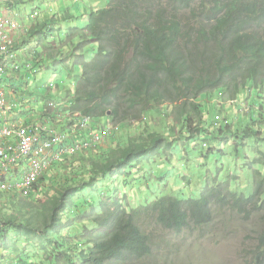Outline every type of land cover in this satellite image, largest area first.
Returning a JSON list of instances; mask_svg holds the SVG:
<instances>
[{
    "label": "trees",
    "instance_id": "1",
    "mask_svg": "<svg viewBox=\"0 0 264 264\" xmlns=\"http://www.w3.org/2000/svg\"><path fill=\"white\" fill-rule=\"evenodd\" d=\"M25 2L14 0L9 7ZM84 11L87 20L79 12L46 15L17 30L10 47L15 58L1 78L8 101L13 102L12 93L20 98L17 80L28 83L41 71L79 61L81 73L71 84L66 114L79 112L95 120L98 130L134 122L138 129L146 128V136H127L120 143L112 130L111 147L93 145L63 157L71 158L64 162L70 166H64V181L50 189L53 198L41 203L32 192L21 194L25 200H11L10 208L0 213V249L12 257L23 253L24 264H129L154 256L152 240L139 226L142 221L147 226L155 220L164 230L181 233L210 226L218 208L247 215L260 211L264 219L261 170L254 172L249 194L230 192L226 184L205 186L191 198L162 195L148 208L132 212L119 193L121 185L130 186L154 159L164 169L173 164L168 156L184 147L183 157L192 159L195 149L190 146L199 141L203 160L224 153L229 137L237 154L251 140L263 142L264 0H111L106 8L87 5ZM80 19L86 21L84 28L76 25ZM88 53L93 55L90 62L84 61ZM61 83L56 82L58 88ZM201 98L207 105L199 103ZM11 111L16 119L18 108ZM154 115L162 117L160 129L150 132ZM46 117L57 119L48 113L38 120L53 127ZM259 161L263 167L264 158ZM45 179L46 185L50 180ZM85 231H91L93 243ZM9 236L15 246L11 251ZM247 264H264V231Z\"/></svg>",
    "mask_w": 264,
    "mask_h": 264
},
{
    "label": "rangeland",
    "instance_id": "2",
    "mask_svg": "<svg viewBox=\"0 0 264 264\" xmlns=\"http://www.w3.org/2000/svg\"><path fill=\"white\" fill-rule=\"evenodd\" d=\"M12 1L14 0H0V13L2 17L12 19L13 24L10 28L21 31L32 25L33 21L30 19L33 18L32 14L35 9L39 11L44 10V8L53 9L52 14H38L35 20H44L46 15H51V17L63 16L67 12H79L83 20H87L88 15L84 13L87 5L93 9H99L106 8L111 3V0H26L22 5L15 4V7L11 8L9 4ZM18 20L24 25L20 24ZM18 25L21 27H18ZM76 25L84 28L86 22L80 19L76 22ZM77 42L75 40V43ZM51 45L55 46V43L52 42ZM86 56L84 61L90 62L93 55L90 56L88 53ZM76 63L69 60L66 64H60L58 69L50 68L49 70L41 71L38 77H33L28 83L27 80H17L20 98L18 95H13V93V97L11 98L13 102L19 103L18 117L12 119V123L20 119L25 123H38L41 127L46 128L45 126H48L46 125L47 122L38 119L42 118L43 115L47 116L48 113L50 115L54 114L57 119L51 122L50 118L46 117L45 121L52 123L53 127L50 129L56 131L54 135L65 134L66 138L55 144L50 150H46L45 153L38 154L39 149L44 145L45 141L52 138L48 137L47 134H41L40 142L32 147L31 154L14 159L13 164L8 168L0 167V213L5 208H10L11 200L22 199L21 192H18L15 188H12L9 194L5 193L11 188V184L14 181L19 180L21 177L27 178L33 173L34 171H29L34 170L36 163L46 161L49 163L48 169H51L47 176L42 177L41 175L47 170L43 172L29 189V192L33 193L34 198H38L41 203H44L47 197L53 198V192L50 191L53 188L52 186L61 184L67 176L64 166L69 167L70 163L65 164L64 162L71 158L64 160L62 158H65L66 155H73L71 154V150L77 146L79 147L75 155L86 151L80 146L83 144V141L76 139L78 135L70 127L71 123H68L67 117H69V114H66L67 109H63L68 105V96H72L73 93L71 84L76 81L81 73V66ZM70 69H72V73ZM65 81L66 86L64 87ZM56 82H62L59 88ZM17 96L18 99L15 98ZM228 98L227 95L226 99ZM234 101L238 102L237 100ZM224 102L222 103L226 108L224 113L227 114L230 102L228 100ZM199 103L207 105L208 102L206 99L201 98L199 99ZM246 103L251 104L252 101L249 100ZM242 104L245 105V102H242ZM243 109V111H248L249 108L246 109L245 106ZM255 109L258 112V108ZM108 115L110 116V113ZM161 118L154 115V118L150 120V132L158 127V121ZM36 119L37 121H35ZM104 121L106 123V120H102L100 123L104 124ZM259 123L264 129V120ZM0 124L2 123L0 122ZM130 124L132 125H127L125 128H119L116 124H107V126L113 131L117 130L118 134L116 138L120 143H124L127 136L142 137V133L144 134L146 130L145 127L138 129V125L134 124V122ZM98 127L100 126L96 125L97 130ZM80 131L81 129L79 128L76 130L78 133ZM99 131L102 132L103 130ZM146 133L147 131L145 132V136ZM84 134H88V132ZM261 137L263 142L258 143L255 140H251L244 147L241 154H237L235 149L237 145L233 144L231 142L232 137H229L227 138L228 142L226 143L224 153L221 152L217 156L211 154L205 160L200 159L202 153H205L203 147L200 145V141L190 146V148L194 147L195 149V152L192 153L194 156L192 159L188 155L183 157L185 147L184 149L181 148L179 154L168 156L173 164L169 167L165 166L164 169L158 167L161 163H164L159 159H154L141 169L139 177L133 180L130 186L124 184L120 186V199L126 198L128 210L137 212L142 207L148 208L162 195L165 197L188 199L203 192L205 186L212 187L226 184L230 192L249 194L255 184L254 172L261 170L264 174V166L262 167V161H259L264 158V135H261ZM12 139L14 147L16 142L18 143L19 138L12 136ZM108 139L109 137L103 141L101 138V143L96 144V147H105L104 149L111 147ZM187 148H189L188 145H186ZM207 148L208 146L204 149L206 150ZM195 158L198 161H195ZM258 162H261V164H258ZM87 164L89 163L87 162ZM156 167L157 169L155 170ZM15 170L18 171L16 172ZM163 172L166 173V177H162ZM43 178H48L45 180H50L52 183L50 184V181H47L45 185L41 181ZM107 192L109 191L107 190L104 193L107 194ZM76 222H82L80 216L76 218ZM139 226L151 238L154 256L144 261L133 259L129 264H247L253 258V254L257 249L258 238L264 231V219L263 212L260 211L247 215L246 213L241 214L231 208H218L215 210L213 223L201 230L190 229L176 233L164 230L156 224L155 220L149 221L147 226L142 221V223H139ZM83 234L87 235V241L93 243L94 239L91 231H85ZM10 238L9 236L8 239L10 240ZM8 243L11 245V251L15 246L11 240ZM17 246L21 247L20 244ZM27 250L28 253H33L31 248L27 247ZM12 256L6 254L3 249H0V264H24L22 262L24 260L28 262L26 258H23L24 255L21 252L15 254L14 257Z\"/></svg>",
    "mask_w": 264,
    "mask_h": 264
},
{
    "label": "bare ground",
    "instance_id": "3",
    "mask_svg": "<svg viewBox=\"0 0 264 264\" xmlns=\"http://www.w3.org/2000/svg\"><path fill=\"white\" fill-rule=\"evenodd\" d=\"M1 15L2 14L0 13V46L3 48L2 44L3 43L5 44V41H6V39L4 38V33L6 31L7 32L9 31V33H11L13 28H10V27L12 26L13 21L10 18L2 17ZM3 57H4L3 51H2V49H0V58H3ZM3 88H5V87L3 86ZM4 92H5V89H4ZM5 99H6V108L5 107L0 108V115L3 117V120H7V122H4V123H2V125H0V127H4V130L1 133V136L3 139H5L4 140L5 142H3V141L2 142H3V144H6V145H8V144L13 145L12 137L6 133L8 131H11L14 133L20 132L21 135L19 137L18 143L16 142V145L14 146V148L9 150L8 152L0 153V155H3V154L8 155V154H11L14 152H18V150H16V149L19 146V143L21 141H23L25 139L26 135L30 132V130H31L30 125L38 124V123H25L23 121H15L12 123L13 116H12L11 110L17 109L19 104L15 103V102L8 101V97L6 96V94H5ZM68 114H69V117H67L68 123H71L70 127H73L74 133L76 132V130L78 128L81 129L79 134H78V132L76 134L80 135L82 138L80 137L81 138L80 140L77 138L76 139L79 141L83 140V144L80 145V146H82L83 150H87L91 146L96 145L98 143H101V138L103 139V141H105L108 138V136L110 135V133L112 132L111 128H108V130H103L102 132H100L99 130H96L93 126L94 125L93 122L95 120H93L89 117L83 116L79 112H72V113H68ZM74 121H76V122H74ZM85 132H88V134H84ZM84 135H88V138H84ZM39 137H41V136H39ZM88 140H89V142H88ZM19 169H21V168L19 167ZM49 169H47L48 172H49ZM31 171H34V170H30L29 172H31ZM46 172L43 173L41 176L44 177ZM38 175H39V172L38 173L35 172L33 177H30V178L21 177L19 180L14 181L11 184L12 186L10 189H8L7 192H9L12 188H15L16 190H18V192H21V194L26 193L27 192L26 185H28V183H31V185H32L34 183V180H35L33 178H36ZM4 184H6V183H4Z\"/></svg>",
    "mask_w": 264,
    "mask_h": 264
},
{
    "label": "built area",
    "instance_id": "4",
    "mask_svg": "<svg viewBox=\"0 0 264 264\" xmlns=\"http://www.w3.org/2000/svg\"><path fill=\"white\" fill-rule=\"evenodd\" d=\"M11 34L9 33V31L4 33V38L6 39L5 44L3 43V48L0 46V49H2L4 57L0 58V108L5 107L6 108V99H5V92H4V88L3 85L1 84V78L5 75V71H6V67L7 64L9 62H11L12 59L15 58V55L13 54V49L11 50V46H12V37H10ZM11 38V39H10ZM0 122L4 123L7 122V120H3V117L0 115ZM41 127V125L39 124H34V125H30V132L26 135L25 139L23 141L20 142V146L16 149L18 150V152H14L11 154H3L0 155V167L2 168H8L10 167L13 162L14 159L20 158L23 155H29L31 154L32 151V147L36 144H38L40 142V135L41 134H47L48 137H52L50 140H46L44 145L39 149L38 154H43L46 152V150H50L55 144H57L58 142H60L61 140L65 139L66 136L65 134H61V135H54L56 134V131L50 129L52 127L49 126H45ZM4 127H0V138H2L1 133L3 132ZM8 135L12 136H17L18 138L20 137L21 133H14L11 131L6 132ZM79 146H77L75 149L71 150V154L75 155L77 149ZM13 147V145H6L3 143H0V153L3 152H8L9 150H11ZM49 167V163L46 161H42V162H38L35 164L34 167V172L31 173L27 178L33 177L35 172H39V175L35 179L34 182L37 180V178L43 173L45 172ZM31 183H28V185H26L27 188V192L24 193L25 195L29 194V189L31 188Z\"/></svg>",
    "mask_w": 264,
    "mask_h": 264
},
{
    "label": "clouds",
    "instance_id": "5",
    "mask_svg": "<svg viewBox=\"0 0 264 264\" xmlns=\"http://www.w3.org/2000/svg\"><path fill=\"white\" fill-rule=\"evenodd\" d=\"M52 11H53V9H49V8H44V10H42V11L36 10V12L34 14H32V17L36 18L38 16V14H41V13H51L52 14L53 13ZM33 18H32V20H33ZM84 22H86V21H84ZM18 27H21V26H18ZM17 30L18 29H16V30L13 29L11 31L10 34H11L12 38H13V36H15L17 34Z\"/></svg>",
    "mask_w": 264,
    "mask_h": 264
},
{
    "label": "crops",
    "instance_id": "6",
    "mask_svg": "<svg viewBox=\"0 0 264 264\" xmlns=\"http://www.w3.org/2000/svg\"><path fill=\"white\" fill-rule=\"evenodd\" d=\"M18 121H22V120L18 119ZM51 124H52V123H51Z\"/></svg>",
    "mask_w": 264,
    "mask_h": 264
}]
</instances>
